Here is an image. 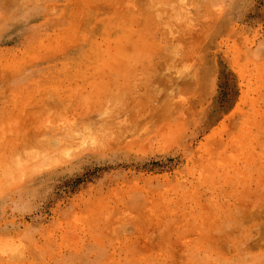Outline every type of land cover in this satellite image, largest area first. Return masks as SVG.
<instances>
[{
  "label": "rangeland",
  "instance_id": "374dc122",
  "mask_svg": "<svg viewBox=\"0 0 264 264\" xmlns=\"http://www.w3.org/2000/svg\"><path fill=\"white\" fill-rule=\"evenodd\" d=\"M0 264H264V0H0Z\"/></svg>",
  "mask_w": 264,
  "mask_h": 264
},
{
  "label": "bare ground",
  "instance_id": "6f19581e",
  "mask_svg": "<svg viewBox=\"0 0 264 264\" xmlns=\"http://www.w3.org/2000/svg\"><path fill=\"white\" fill-rule=\"evenodd\" d=\"M106 89H107V88H106ZM115 92L118 93V91H115ZM115 92H114V93H115ZM110 93H111V92H110ZM114 93H113V94H114ZM115 95H116V93H115ZM118 95H119V93H118ZM105 96H106V95H105ZM105 96H103V97L105 98ZM119 96H120V95H119ZM96 97H97V99H98V96H95V98H96ZM107 98H108V97L106 96V99H107ZM4 111H5V110H4ZM49 140H50V139H49Z\"/></svg>",
  "mask_w": 264,
  "mask_h": 264
}]
</instances>
